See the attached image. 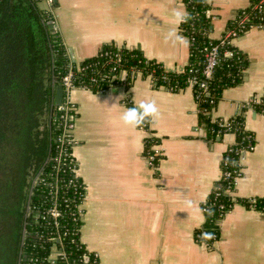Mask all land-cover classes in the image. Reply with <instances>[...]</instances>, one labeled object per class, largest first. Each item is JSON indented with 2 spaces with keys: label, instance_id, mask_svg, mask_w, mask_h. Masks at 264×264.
Wrapping results in <instances>:
<instances>
[{
  "label": "crops",
  "instance_id": "obj_1",
  "mask_svg": "<svg viewBox=\"0 0 264 264\" xmlns=\"http://www.w3.org/2000/svg\"><path fill=\"white\" fill-rule=\"evenodd\" d=\"M54 32L80 63L109 44L137 49L168 71H183L190 44L180 32L186 14L182 0H43ZM250 0H211L210 38L220 39L229 21ZM179 16V21H178ZM249 66L243 82L224 90L215 119L242 113L251 99L264 100V28L234 40ZM73 156L86 190L81 205L80 240L98 264H264V213L243 200L264 199V114L243 112L255 148L242 161L234 204L217 224L220 236L207 246L197 240L204 227L202 206L221 176V161L235 141L232 134L211 141L199 126L194 91L154 88L136 74L129 88L102 92L76 89ZM153 102L157 112L148 129L125 125L130 107ZM131 104V106L129 105ZM153 137L159 163L144 155ZM154 163V162H153Z\"/></svg>",
  "mask_w": 264,
  "mask_h": 264
},
{
  "label": "trees",
  "instance_id": "obj_2",
  "mask_svg": "<svg viewBox=\"0 0 264 264\" xmlns=\"http://www.w3.org/2000/svg\"><path fill=\"white\" fill-rule=\"evenodd\" d=\"M42 1L0 0V264H51L54 245L63 253L57 264H98V258L80 240L79 206L85 198V186L73 169V149L58 141L63 128L55 92L69 72L71 59L58 32L49 28L52 14L38 7ZM182 3L186 14L180 32L190 44L189 62L183 71H168L140 50H118V46L109 44L96 56L74 65L76 87L95 93L108 90L114 83L106 79L91 82V68L100 69L107 55L120 54L121 67L128 71L126 88L137 73L150 78L154 88L171 92L186 88L190 70H200L204 63L212 6L211 0ZM245 15L249 20L247 30L250 26L264 28V0H250L249 6L229 21L226 31L236 29ZM225 49L233 52V58L221 59L209 83V95L196 101L199 126L207 139L216 141L225 134L235 137L223 155L221 176L202 206L205 222L197 232V240L207 246L218 240L217 224L238 202L232 194L234 180L241 175L240 152L255 144L254 135L245 128L246 108L229 119L233 124L230 133L219 134L218 122L211 119L224 90L240 85L249 66L247 56L235 45L222 50ZM252 107L263 113L264 100ZM148 119L141 124L146 130ZM157 144V139L147 137L144 155L155 156L153 147ZM159 159L155 156L153 164L157 165ZM227 173L229 178L224 177ZM242 203L264 213V199H255V207L251 200ZM54 206L61 213L57 221L49 214Z\"/></svg>",
  "mask_w": 264,
  "mask_h": 264
},
{
  "label": "built area",
  "instance_id": "obj_3",
  "mask_svg": "<svg viewBox=\"0 0 264 264\" xmlns=\"http://www.w3.org/2000/svg\"><path fill=\"white\" fill-rule=\"evenodd\" d=\"M47 3L50 6L54 5V0H47ZM211 15V11L208 13ZM235 18V17H234ZM248 16L245 15L241 17L238 21L237 28L225 31L223 36L220 39H212L209 38L208 44L205 47V59L202 68L190 70V76L187 79V87H190L194 91L195 100H201L202 98L209 95V83L213 79V76L215 74V70L220 63L221 59L224 57L226 59L233 58V52L230 49L222 50L224 47L234 45V40L238 39L241 34L245 33L247 31V23H248ZM250 28H261V26H250ZM120 50V48H118ZM109 53H105L107 55ZM107 60H105L104 63H102L101 68L93 67L91 70L93 71V75L91 76V82H96L100 79H106L109 82H113L114 84L110 87H116L118 85L126 86L127 84V78H128V71L123 69L121 67V56L120 54L115 55H107ZM80 63L72 62L70 64V69L68 74L62 79V87H63V100L61 106L57 107L60 111L61 115V123L63 128V133L61 137L58 139V141L61 144L68 143L69 145L73 146L75 144V141L72 137V131L75 128V118H76V109L72 102V93L76 89H82V90H88L84 87H76L74 84V77H73V71L72 69L75 67L74 65H79ZM139 74V73H137ZM136 76V74H135ZM152 84L154 82L152 81ZM109 88V89H110ZM260 103V101L256 99H251L249 102L245 103L244 105H241V108L246 109H253V105ZM264 114V112H263ZM211 119L215 122H218L220 131L219 134L224 133H230L231 127H233V124H231L229 119L224 118H218L215 119L212 116L211 113ZM217 120V121H216ZM148 123L150 124V118L148 119ZM148 124V126H149ZM142 128H144L143 125H141ZM203 129L202 127H200ZM223 129V130H222ZM204 130V129H203ZM205 131V130H204ZM223 131V132H222ZM218 134V135H219ZM255 148V144H249L246 148L242 149L240 152V163L242 164V161L245 158V155L248 152H252ZM156 156V155H155ZM155 156H149L148 160L150 163L153 164ZM74 157V156H73ZM75 158V157H74ZM77 161L75 159V166L74 171L77 170ZM229 173L224 174V177L229 178ZM238 177L234 180V187H236ZM229 192V191H227ZM85 197H86V190H85ZM85 199V198H84ZM253 205L252 207H255V200H251ZM83 203V202H82ZM82 205V204H81ZM81 205L79 206V215L82 220V210ZM50 216L57 221V219L61 216L60 211L57 209V207H53L49 211ZM56 224V223H55ZM204 228V227H203ZM202 228V229H203ZM57 240V242H59ZM63 256L62 251L57 247V245H54L52 247V255L50 257L51 264H57V259ZM97 257V255H95Z\"/></svg>",
  "mask_w": 264,
  "mask_h": 264
},
{
  "label": "clouds",
  "instance_id": "obj_4",
  "mask_svg": "<svg viewBox=\"0 0 264 264\" xmlns=\"http://www.w3.org/2000/svg\"><path fill=\"white\" fill-rule=\"evenodd\" d=\"M179 19L178 16V21ZM156 112L157 109L153 102H141L138 107L127 108L123 112L121 119L125 125L136 127L141 125L145 118L154 116Z\"/></svg>",
  "mask_w": 264,
  "mask_h": 264
},
{
  "label": "water",
  "instance_id": "obj_5",
  "mask_svg": "<svg viewBox=\"0 0 264 264\" xmlns=\"http://www.w3.org/2000/svg\"><path fill=\"white\" fill-rule=\"evenodd\" d=\"M49 28H50L51 32H54L55 26H54V23L52 21L49 22ZM69 53H70L69 55H70L71 61L75 62L74 55H73V52L71 49H69ZM62 100H63V87H62V85H58L56 87V92H55V105L57 107L61 106ZM32 188H33V185H32ZM31 195H32V189L30 190V197H31Z\"/></svg>",
  "mask_w": 264,
  "mask_h": 264
},
{
  "label": "rangeland",
  "instance_id": "obj_6",
  "mask_svg": "<svg viewBox=\"0 0 264 264\" xmlns=\"http://www.w3.org/2000/svg\"><path fill=\"white\" fill-rule=\"evenodd\" d=\"M38 7L42 8L43 7V3L42 2L38 3ZM54 26H55V24H54Z\"/></svg>",
  "mask_w": 264,
  "mask_h": 264
}]
</instances>
